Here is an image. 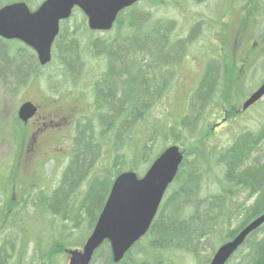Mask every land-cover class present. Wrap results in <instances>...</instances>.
Returning <instances> with one entry per match:
<instances>
[{
  "label": "trees",
  "instance_id": "obj_1",
  "mask_svg": "<svg viewBox=\"0 0 264 264\" xmlns=\"http://www.w3.org/2000/svg\"><path fill=\"white\" fill-rule=\"evenodd\" d=\"M44 1L0 0V8L25 3L36 11ZM207 1L143 0L123 11L114 28L103 33L105 37L90 30L83 13L81 30L70 31L69 21L62 24L53 48L61 78L76 85L81 68L94 59L105 69L97 71L87 96L78 97L82 103L87 97L90 111L73 123L69 164L56 189L45 190L31 181L26 191L19 188L17 171L31 146L16 167L0 170V192L22 194L17 201L6 197L0 205V264H26L31 248L28 264H60L68 251L83 248L117 177L125 172L144 176L171 145H183L185 161L150 232L119 264H175L173 258L180 264H210L221 246L264 215V103L251 108L262 107L257 129L236 133L224 144L209 141L204 134L206 122L221 111L222 104L238 108L251 91L245 85L257 68L264 75V0H216L221 11L191 15L194 25L184 20L178 26L172 16L157 14L160 7L188 14ZM239 6L243 17L239 31H231L228 39L219 34L211 47L209 35L214 30L220 33L229 11L235 13ZM201 26L204 36L197 39ZM242 39L249 53L239 55ZM199 51L206 63L196 87L187 93L186 107L178 109L180 98L173 94L170 109L164 108L169 113L161 117L159 107L172 97L180 70L192 52ZM52 63L42 67L30 48L0 38V76L13 95L32 86ZM247 112L241 108V113ZM17 122L19 142L32 145L39 140L38 134ZM206 246H211L213 255L202 260L200 250ZM100 260L115 264L109 243L92 264ZM235 263L264 264V225L228 262Z\"/></svg>",
  "mask_w": 264,
  "mask_h": 264
},
{
  "label": "rangeland",
  "instance_id": "obj_2",
  "mask_svg": "<svg viewBox=\"0 0 264 264\" xmlns=\"http://www.w3.org/2000/svg\"><path fill=\"white\" fill-rule=\"evenodd\" d=\"M164 11L165 9L160 7L158 8L157 14L161 17L163 15L165 17L172 16L179 26L184 20L187 24L194 25V20L191 19V15L193 18H196L198 14H208L209 16H212L214 13L215 15L218 14V12L221 11V8L216 0H208L203 6H194L189 10L188 14L182 12L175 13L170 10ZM228 17L227 20L225 19L227 26L223 25V29L222 27H219L218 30H221L220 33H217L214 30L213 34H211V36L209 35L208 40H210L211 47L215 45V37H218L219 34L228 39L229 37H232L231 31L234 30L235 34L239 31L241 20H243L240 6L236 8L235 13L230 10ZM83 21V14L80 11H76L73 18L67 24L68 29L70 31L76 30L77 28L82 29ZM86 24L88 25V22ZM202 26L200 28V37L197 39L204 36ZM222 30H225L224 33ZM98 36L105 37V34L98 33L97 37ZM84 38L86 39V37ZM244 38H247V35H245ZM244 41L245 40L242 39L239 42V55L249 53V48L241 45L242 43H245ZM252 42L251 45H254L255 42ZM202 56L203 54L201 51L196 54L192 52V56L186 61L183 69L180 70V80L176 85L177 88L172 92V97L165 99L164 106L159 107L158 111L161 113V117H166L169 113L167 110L164 111V108L170 109L172 99L174 98L173 94L175 99L180 98L178 109L186 107L187 93L192 92L193 87H196L199 76L203 73L206 62L202 63ZM206 59L207 54L205 55V60ZM83 61L89 63L87 58H84ZM244 62L248 61L244 60ZM91 64L88 67L86 65L83 66V69L81 68L80 80L76 85H70L64 77L61 78V69L59 70L56 66V62L53 61L50 67L42 70L39 79L32 86L19 91L16 95H13L9 87H6L3 84L4 81L0 76V170L16 167L18 164L17 161H19L22 152L24 153L25 149L28 150V147L31 146L30 153L27 154L24 160H22L23 163L21 164V168L17 171L20 172L19 181L22 183L19 188L23 191L28 189V185H30L28 183H30V181L38 184L37 187L41 186L45 190L57 188V185L69 164L73 123L76 121V118H79L81 115H85L90 111V104L87 103L88 99L86 97V90L90 87L91 83H93L97 71L105 69L103 68V63L97 59H94ZM74 69L77 71L78 66L75 65ZM261 73L260 68H257L251 74L248 83L245 85V90L251 89V91L247 92L246 98L240 103V105H238V110H232L231 106H224L222 104L221 111L211 118L209 123L206 122L204 134H207L209 141L212 140L214 143L224 144L229 141L232 136L236 135V133L243 130H255L261 125V121L263 120L261 106H257L247 113H241L244 101L249 95L256 91L261 85V82H263L264 75ZM83 95L86 96H84L85 101L82 103V100H79L78 97ZM26 102L35 103L39 107V118L45 119L44 121L35 120L34 125L30 128L33 133L38 132L42 127L45 129L44 132H41L42 134L39 138V142H35L37 145L34 149H32L33 146H35L33 145L35 144L34 142L32 145H29L28 143L26 144L24 140L23 142L22 140L19 142L17 140L19 137L16 136V131H20V128L17 125L18 112L21 106ZM262 102L264 103V99ZM157 113L156 115H158ZM233 113L234 115H237L235 119L230 118ZM48 121H52L54 126H50ZM44 123H46L45 125H48L47 128L44 127ZM25 131L26 133L28 132V130ZM179 146L181 150H185L183 145ZM262 148L264 149V146ZM184 152L186 153V150ZM256 157L257 155L253 158ZM2 182L3 185H5L7 181ZM37 190L38 189H36V191ZM201 196L204 198L207 197L208 194L206 193ZM6 197L14 198V200L17 201L22 197V194L17 190L13 193L11 191L9 194L0 192V205ZM204 244H206V242ZM32 252V248L27 252V259L25 258L26 264L29 263L27 260L31 261V257L33 256ZM200 253L202 260L212 258L213 249L211 246H206L205 249L202 248L200 250ZM173 260L175 261V264L181 263H179V260L176 258H173ZM69 262L70 255L67 253L61 259L60 264H69ZM100 262L102 261L100 260L98 264H100ZM34 264H49V262L43 263L40 261Z\"/></svg>",
  "mask_w": 264,
  "mask_h": 264
},
{
  "label": "water",
  "instance_id": "obj_3",
  "mask_svg": "<svg viewBox=\"0 0 264 264\" xmlns=\"http://www.w3.org/2000/svg\"><path fill=\"white\" fill-rule=\"evenodd\" d=\"M143 0H46L36 11L25 3L0 8V38L19 41L32 49L42 67L53 59V47L61 32V23L70 20L79 9L88 19L91 31H111L119 15ZM264 99V83L243 104L247 111ZM37 107L27 102L18 112L28 123ZM179 146H171L154 162L143 178L125 172L115 181L97 225L82 250L68 251L69 264H92L96 253L109 243L115 264L121 263L133 247L150 231L164 196L175 181L184 162ZM264 225V215L250 223L232 241L221 246L210 264H227L247 238Z\"/></svg>",
  "mask_w": 264,
  "mask_h": 264
},
{
  "label": "flooded vegetation",
  "instance_id": "obj_4",
  "mask_svg": "<svg viewBox=\"0 0 264 264\" xmlns=\"http://www.w3.org/2000/svg\"><path fill=\"white\" fill-rule=\"evenodd\" d=\"M38 107V106H37ZM39 107H38V113H37V115L29 122V124L27 125V127L30 129V128H32V125H34V123H35V120H41V121H44L45 119L43 118H39ZM49 123H50V126H52L53 125V122L52 121H48ZM65 123V122H64ZM46 123H44V127L45 128H47L48 127V125H45ZM42 125V124H41ZM54 126V125H53ZM31 131H32V129H31ZM45 131V129L42 127L41 128V130H39L38 132H36V133H34V134H38V138H40L41 137V132H44ZM37 143L39 142V140H37L36 141ZM37 143H35V144H33V145H37Z\"/></svg>",
  "mask_w": 264,
  "mask_h": 264
},
{
  "label": "bare ground",
  "instance_id": "obj_5",
  "mask_svg": "<svg viewBox=\"0 0 264 264\" xmlns=\"http://www.w3.org/2000/svg\"><path fill=\"white\" fill-rule=\"evenodd\" d=\"M38 58V57H37ZM39 62V61H38ZM40 64V63H39ZM113 257V256H112ZM113 262H114V260H113ZM115 263V262H114Z\"/></svg>",
  "mask_w": 264,
  "mask_h": 264
}]
</instances>
